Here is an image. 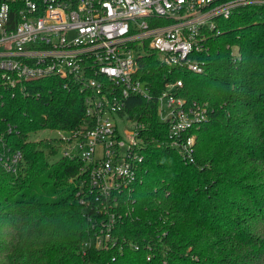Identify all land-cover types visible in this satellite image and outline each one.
I'll return each instance as SVG.
<instances>
[{"label": "trees", "instance_id": "16d2710c", "mask_svg": "<svg viewBox=\"0 0 264 264\" xmlns=\"http://www.w3.org/2000/svg\"><path fill=\"white\" fill-rule=\"evenodd\" d=\"M219 27L201 74L166 65L154 51L139 58L150 97L130 95L124 113L139 125L143 159L103 247L84 245L100 216L81 201V161H49L53 139L28 138L86 128L83 93L56 78L28 83L29 94L3 90L0 264H264V7H240ZM177 79L178 96L206 107L192 129L193 162L169 147L156 111L164 83ZM15 150L21 157L7 169Z\"/></svg>", "mask_w": 264, "mask_h": 264}, {"label": "built area", "instance_id": "2783aa9c", "mask_svg": "<svg viewBox=\"0 0 264 264\" xmlns=\"http://www.w3.org/2000/svg\"><path fill=\"white\" fill-rule=\"evenodd\" d=\"M245 6L264 7V0H0V97L3 90L29 94L28 83L46 78L83 93L90 123L56 131L68 146L63 155L79 159L87 173L81 201L100 216L84 245L108 244L120 217L114 209L127 206L138 180L139 125L124 108L130 95L150 97L139 58L154 51L166 65L201 74L219 21ZM180 85L164 83L156 111L169 147L193 162L192 129L206 120V107L178 96ZM20 157L15 150L3 163L11 169Z\"/></svg>", "mask_w": 264, "mask_h": 264}, {"label": "rangeland", "instance_id": "374dc122", "mask_svg": "<svg viewBox=\"0 0 264 264\" xmlns=\"http://www.w3.org/2000/svg\"><path fill=\"white\" fill-rule=\"evenodd\" d=\"M126 123L129 124V122L127 121ZM57 137H58V132L56 130H51V129H40L35 132H30L28 134V138L32 140L44 139L46 141H49L53 139L52 143L57 146V150L55 153H50L47 155L49 161H54L60 158L64 150L67 149L68 147L65 142L63 141L59 142L57 140ZM70 145H72V142L70 143Z\"/></svg>", "mask_w": 264, "mask_h": 264}]
</instances>
